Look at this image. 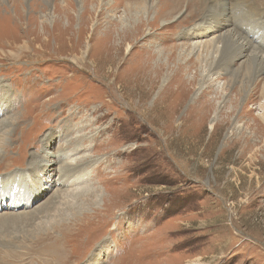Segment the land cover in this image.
Returning <instances> with one entry per match:
<instances>
[{
	"label": "rangeland",
	"instance_id": "374dc122",
	"mask_svg": "<svg viewBox=\"0 0 264 264\" xmlns=\"http://www.w3.org/2000/svg\"><path fill=\"white\" fill-rule=\"evenodd\" d=\"M165 1L0 0V264H264V2Z\"/></svg>",
	"mask_w": 264,
	"mask_h": 264
},
{
	"label": "bare ground",
	"instance_id": "6f19581e",
	"mask_svg": "<svg viewBox=\"0 0 264 264\" xmlns=\"http://www.w3.org/2000/svg\"><path fill=\"white\" fill-rule=\"evenodd\" d=\"M177 1V3L176 4H174L175 5V7L172 9V8H170V6H169V4L166 2V4H167V6H168V8L170 9V10H175V9H177L182 3H185V2H187V0H176ZM201 1H203V0H189V4L191 3L192 5H197L198 3H199V5H201ZM210 1V0H209ZM212 2H214V0H211ZM210 1V2H211ZM215 1H218V0H215ZM226 1V0H225ZM260 1H262V2H264V0H260ZM205 2H206V0H205ZM207 2H208V0H207ZM220 2V4H222L221 6H222V9L224 8V4L221 2V0L219 1ZM229 2V1H228ZM219 4V5H220ZM227 4V3H226ZM254 4H256V3H254ZM215 5V4H214ZM261 5V4H260ZM206 6H207V4H206ZM262 6V5H261ZM218 8V7H217ZM220 8V7H219ZM201 13H202V11H201ZM223 14V13H222ZM222 16V15H221ZM204 17V16H203ZM223 17V16H222ZM220 24V23H219ZM249 30V29H248ZM262 33V32H261ZM230 40H231V38H230ZM242 44H240V46H241ZM200 46V45H199ZM249 47H251V42L248 40V39H244L243 40V47H241V50L242 51H244V50H247V48H249ZM226 50V49H225ZM228 53V52H227ZM226 54V53H225ZM241 55V54H240ZM253 57L255 58L256 57V53L255 52H253ZM232 59H233V57H232ZM227 60V59H226ZM226 60H223V59H220L219 61V63L220 64H218V65H224V67L226 66V68L227 67H229L230 66V64L228 65L227 63V61ZM255 60V59H254ZM258 61V60H257ZM216 70V69H215ZM217 73V72H216ZM219 76V75H218ZM214 122V121H213ZM211 123V127L213 128V125H214V123ZM4 157V156H3ZM53 156H52V154H50V153H47L46 154V157H45V159H43L42 160V162H41V166H43L42 167V171H44V170H46V169H48V168H51L53 165H54V162H53V158H52ZM39 167V166H38ZM75 192V191H74ZM19 214V213H18ZM25 217V216H24Z\"/></svg>",
	"mask_w": 264,
	"mask_h": 264
}]
</instances>
